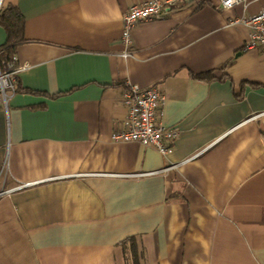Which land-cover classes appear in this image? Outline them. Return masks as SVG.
I'll return each mask as SVG.
<instances>
[{"label":"crops","instance_id":"1","mask_svg":"<svg viewBox=\"0 0 264 264\" xmlns=\"http://www.w3.org/2000/svg\"><path fill=\"white\" fill-rule=\"evenodd\" d=\"M147 1L0 0L30 64L0 105V188L31 184L0 200V264H126L131 236L142 264H264V51L231 23L264 0H179L123 56L124 14ZM134 84L165 95L169 154L111 140Z\"/></svg>","mask_w":264,"mask_h":264},{"label":"built area","instance_id":"2","mask_svg":"<svg viewBox=\"0 0 264 264\" xmlns=\"http://www.w3.org/2000/svg\"><path fill=\"white\" fill-rule=\"evenodd\" d=\"M179 4V0H149L132 6L123 17L121 43L124 46L123 56L131 54L133 46V31L139 22L159 19L168 16ZM246 5L247 0H217L219 9H232L237 5ZM232 24L242 23L250 28L249 40L243 50L263 49L264 51V11L254 15L243 16L231 20ZM30 64L19 63L17 55L2 67L0 65V105H7L12 94L16 93L18 74ZM165 95L157 86L142 88L138 85H128L124 88L122 100L127 108V115L121 127L116 129L111 140L114 142L135 141L145 146L158 149L162 154L173 150V142L180 136V130L166 127L160 121L158 112ZM31 184H21L13 188H0L2 197Z\"/></svg>","mask_w":264,"mask_h":264},{"label":"trees","instance_id":"3","mask_svg":"<svg viewBox=\"0 0 264 264\" xmlns=\"http://www.w3.org/2000/svg\"><path fill=\"white\" fill-rule=\"evenodd\" d=\"M0 25L7 32V41L0 47V65L5 67L16 55L18 45L27 42L24 36L25 19L18 8L2 5L0 7ZM201 77L207 79L210 78V75L203 74ZM16 91H25V89L18 86ZM122 246L126 264H142L145 252L136 236L127 238V240L123 241Z\"/></svg>","mask_w":264,"mask_h":264}]
</instances>
